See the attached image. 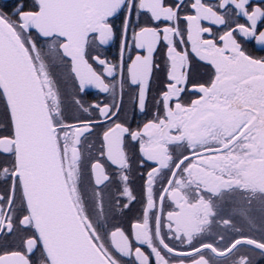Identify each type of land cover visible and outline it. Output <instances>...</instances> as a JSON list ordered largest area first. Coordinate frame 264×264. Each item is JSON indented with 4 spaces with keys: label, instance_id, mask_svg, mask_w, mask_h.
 <instances>
[{
    "label": "flooded vegetation",
    "instance_id": "1",
    "mask_svg": "<svg viewBox=\"0 0 264 264\" xmlns=\"http://www.w3.org/2000/svg\"><path fill=\"white\" fill-rule=\"evenodd\" d=\"M41 5L0 0V14L37 71L63 182L99 251L111 264H262L253 243L264 246V190L250 178L216 190L199 180V170L219 175L214 166L228 158L220 175L241 182L264 156L258 133L246 113L232 129L197 136L186 121L202 97L259 104L248 80L264 68L246 58L264 64V0H156L153 11L144 0L111 10L76 3L84 5L76 25L44 37L15 20ZM11 138L0 94V264H49Z\"/></svg>",
    "mask_w": 264,
    "mask_h": 264
},
{
    "label": "water",
    "instance_id": "2",
    "mask_svg": "<svg viewBox=\"0 0 264 264\" xmlns=\"http://www.w3.org/2000/svg\"><path fill=\"white\" fill-rule=\"evenodd\" d=\"M42 1L44 5L35 11L19 15V27L23 31L33 30L43 37L64 34L67 29L76 25L71 19H77V11L84 9V5H76V2H86L90 8L105 10L113 9L119 2V0ZM144 2L150 4L146 5L150 11L158 7L156 0ZM63 52L67 54L64 49ZM246 59L256 68H264L263 63ZM248 82L252 91L258 95L257 107L252 108L240 103L225 104L221 96L216 102L205 104L202 97L199 103L194 102L193 107L189 109L193 111L186 121V130H191L195 133L194 136H197L202 135L208 126H220L223 130L232 129L242 121L246 113L247 125H251V129L258 133L264 145V74L251 76ZM231 83L232 81L229 82L230 85ZM216 86L214 84L211 89L216 90ZM0 94L12 131L14 174L18 178L32 227L49 264H111L94 244L92 237H95V234L92 227L87 220L80 219L69 197L61 176L37 71L15 29L1 15ZM173 124L174 121L169 116L159 130L166 134ZM229 161L228 158L221 159L217 166H214L219 175L199 170V180L207 189L216 190L238 183L246 185L248 182L264 190V156L254 161L250 172L247 170L248 173L243 175L241 182L232 175L226 177L220 175V172L226 170ZM248 178L250 179L244 182ZM242 240L233 242L231 246ZM253 245L264 253V246L256 243ZM157 264H164V261L161 260Z\"/></svg>",
    "mask_w": 264,
    "mask_h": 264
},
{
    "label": "rangeland",
    "instance_id": "3",
    "mask_svg": "<svg viewBox=\"0 0 264 264\" xmlns=\"http://www.w3.org/2000/svg\"><path fill=\"white\" fill-rule=\"evenodd\" d=\"M33 2L32 3H34V0H32ZM31 2H30V4H32ZM34 7H36L35 5H33ZM27 7H29V9L31 10H33L34 9V7H31V5H28ZM28 9V8H27ZM26 9V10H27ZM26 10H24V12H27ZM22 11V10H21ZM20 14V13H19ZM19 14L18 15H15V20H17L18 21V19H19ZM31 39L34 41V43L37 45V40L35 39V37H34V35L32 34V36H31Z\"/></svg>",
    "mask_w": 264,
    "mask_h": 264
},
{
    "label": "bare ground",
    "instance_id": "4",
    "mask_svg": "<svg viewBox=\"0 0 264 264\" xmlns=\"http://www.w3.org/2000/svg\"><path fill=\"white\" fill-rule=\"evenodd\" d=\"M251 104L254 106L255 104H257V101L254 100Z\"/></svg>",
    "mask_w": 264,
    "mask_h": 264
},
{
    "label": "trees",
    "instance_id": "5",
    "mask_svg": "<svg viewBox=\"0 0 264 264\" xmlns=\"http://www.w3.org/2000/svg\"><path fill=\"white\" fill-rule=\"evenodd\" d=\"M31 3L33 2L32 0H29ZM33 4V3H32ZM26 6H28V5H26ZM31 7H33V5H31Z\"/></svg>",
    "mask_w": 264,
    "mask_h": 264
}]
</instances>
